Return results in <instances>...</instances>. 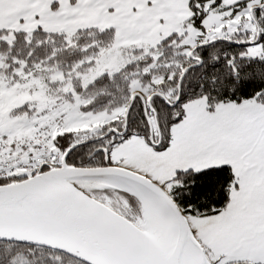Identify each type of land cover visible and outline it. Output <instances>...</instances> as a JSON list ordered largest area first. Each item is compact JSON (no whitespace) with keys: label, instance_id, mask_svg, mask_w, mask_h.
Here are the masks:
<instances>
[{"label":"snow or ice","instance_id":"obj_1","mask_svg":"<svg viewBox=\"0 0 264 264\" xmlns=\"http://www.w3.org/2000/svg\"><path fill=\"white\" fill-rule=\"evenodd\" d=\"M0 264H264V0H0Z\"/></svg>","mask_w":264,"mask_h":264}]
</instances>
